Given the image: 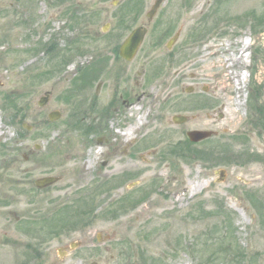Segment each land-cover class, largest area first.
Returning a JSON list of instances; mask_svg holds the SVG:
<instances>
[{"label":"rangeland","instance_id":"1","mask_svg":"<svg viewBox=\"0 0 264 264\" xmlns=\"http://www.w3.org/2000/svg\"><path fill=\"white\" fill-rule=\"evenodd\" d=\"M245 1L163 0L147 21L154 0H0V119L34 123L45 138H58L60 202L74 203L60 208L53 224L58 240L43 228V254L50 257L44 264H200L205 254L194 255L192 242L219 235L228 255L209 264H264L256 244L264 239V0ZM140 24L147 32L127 64L117 48ZM247 37L245 67L228 68L245 73L235 90L224 59ZM93 60L88 73L84 65ZM153 89L166 120L156 130ZM45 91L50 99L40 108ZM236 95L241 104L233 111ZM52 110L61 115L46 124ZM141 113L143 126L123 142L118 123ZM174 115L187 120L174 123ZM211 120L214 126L205 124ZM186 131L216 135L194 142ZM135 139L139 149L131 153ZM190 180L202 184L193 195ZM100 182L115 186L100 193ZM174 186L185 191L183 219L204 228L186 229L172 251H155L161 259L150 263L140 258V244L170 222L152 225L153 216L140 210L152 198L173 200Z\"/></svg>","mask_w":264,"mask_h":264},{"label":"flooded vegetation","instance_id":"2","mask_svg":"<svg viewBox=\"0 0 264 264\" xmlns=\"http://www.w3.org/2000/svg\"><path fill=\"white\" fill-rule=\"evenodd\" d=\"M98 57L105 56L98 54L96 58ZM120 59L131 64L134 58L130 61ZM93 65L94 60L86 62L84 68L90 73ZM100 86L101 84L97 85L95 93L99 92ZM48 94L49 101L51 93ZM48 113L49 122H45L46 124L54 122L48 118ZM132 115L130 111L129 117ZM131 123L132 121H124L122 125L118 123V129L124 130ZM35 126L27 121L0 119V264L49 263L50 257L45 258L43 254V228L46 226L49 239L58 240L59 229H54L53 224L58 222L59 213L63 212L60 208L74 204H66L69 201L60 202V189L57 186L60 178L59 163L56 160L60 148L58 138H45L42 127ZM9 129L13 130L12 135L7 132ZM85 130L88 131L89 127ZM138 149L139 143L135 139L129 152L134 153ZM122 179L114 182L120 183ZM114 186L100 182L97 188L102 193ZM89 197L86 195L79 198L86 200Z\"/></svg>","mask_w":264,"mask_h":264},{"label":"bare ground","instance_id":"3","mask_svg":"<svg viewBox=\"0 0 264 264\" xmlns=\"http://www.w3.org/2000/svg\"><path fill=\"white\" fill-rule=\"evenodd\" d=\"M235 1V0H234ZM240 4L246 2L245 0H237ZM240 43L242 44L240 49L237 50V52H231L229 54V56H226L224 59V67L227 68V72H226V76L230 77V80L233 81L234 85H235V90H239L240 89V83L244 82L245 80V73L241 72V71H229L228 68H232V67H236V68H240L244 65L245 67V63H244V59H245V55H244V51L245 49L249 46V38H245V39H241ZM200 70H202L201 67H199V71L198 73H200ZM229 78H225L224 84L222 85V88H228L229 87ZM171 94H175L174 91L171 92ZM159 97H160V91L159 90H154L152 91L149 101L150 102V107H151V119H150V124L152 129L156 130L159 128H162L163 124H165V115L161 114L159 111ZM136 100H138V102H141V97H138ZM231 106H234V108L232 109L233 111H236L241 102L239 101V95H236L234 98H231ZM229 105V106H230ZM135 110L140 109V107L138 105H134ZM209 109V107H208ZM161 116H164V121H161ZM143 113H141L138 117H136L134 120L135 122H132L131 124H129L124 130L123 132H118L115 131L119 134V139H122L123 142L128 141L131 136L133 135L134 131L136 128L143 126ZM213 120H211V122L209 123H205L211 126H214ZM167 165L164 164V167L160 170L159 173H157V176H163L164 173V168ZM128 168H135L136 164L133 162H129L127 164ZM117 170V168H116ZM115 171V170H114ZM151 175H154V173H151ZM188 184L190 186V194H196V192L198 191L197 188L202 185L201 183L197 182L196 180H190L188 181ZM172 195L171 196L173 198V200H163V199H158V198H152L145 206L143 209H141L140 211L143 212H147L151 214V216H153L152 218H154L152 222H150L152 225H159L160 222L164 221V220H169L170 222V226L168 228H164L162 232L156 233V235L146 239V241H143L140 244V249H139V253H140V258H142L143 260H146L150 263H153L154 260L157 259H161V256H155L152 253H155V251H159V252H163L167 249H172L176 247L177 245V240L181 237V235L184 233V231L186 229H191V231L195 232V231H200L202 230L203 225L201 223V225L198 224H191L190 222H187L186 219H183L184 217L181 215V210L184 209V207L186 206L187 202L184 201V190L181 188H177V186H174L172 188ZM169 211V212H167ZM166 213L167 215H171L172 213H174L173 215H171L172 217H170L169 219H167L166 217H163V214ZM161 224V223H160ZM151 228V227H150ZM196 232V233H198ZM262 235H264V232L261 233ZM264 238V237H263ZM261 239V238H260ZM215 239L213 240H209L206 243H200L197 244V242H192L191 244V248H192V252L194 255H202L205 254V256L202 258V261L199 262L200 264H209L214 262L215 260H217L218 258H220V256L223 255H228L226 252V249H228L229 245H217L215 244L213 246V244H211L212 242H214ZM264 239L258 240L256 244L259 243L260 247L262 250L258 249V252L263 251V254L260 255V257L264 258V242L262 241ZM194 244H197L198 248H196V246ZM252 245H254V243H251ZM133 249L137 250L138 248H136V246H132ZM223 247V248H222ZM224 250V251H223ZM243 254L245 255V251L243 252ZM196 256H194V260L196 258ZM246 256V255H245ZM201 257V256H200ZM182 261L180 260V263L178 264H189V262H185V263H181ZM244 262V263H243ZM248 264L246 261H244L242 259V261H236L234 262V264Z\"/></svg>","mask_w":264,"mask_h":264},{"label":"water","instance_id":"4","mask_svg":"<svg viewBox=\"0 0 264 264\" xmlns=\"http://www.w3.org/2000/svg\"><path fill=\"white\" fill-rule=\"evenodd\" d=\"M163 0H154V2L151 4L150 8L147 10L145 13V16L147 18V21H150L153 15L156 13L158 7L160 6L159 4L162 3ZM147 32V27L145 24H140V26L134 27L130 33L125 37L124 41L121 43L119 49V55L122 57V59H125L127 61H130L132 57L135 55V53L138 50V47L141 46V43L144 39L143 36H145ZM177 34H175L171 39L167 42V47H170L172 43L176 40ZM192 90L191 87H188L186 89L187 92H190ZM49 98L48 92L44 93L43 96H41L38 100V105L43 106L47 103ZM60 116V113L58 111H51L49 113L48 117L50 120H55L58 119ZM187 117V116H186ZM184 115H174L171 119L174 123H182L187 120ZM215 133L213 132H204V131H193L189 132L187 135L189 136V139L197 142L204 137H207L208 135H213ZM50 180V179H49ZM99 238V236H98ZM100 239V238H99ZM73 247V246H72Z\"/></svg>","mask_w":264,"mask_h":264},{"label":"trees","instance_id":"5","mask_svg":"<svg viewBox=\"0 0 264 264\" xmlns=\"http://www.w3.org/2000/svg\"><path fill=\"white\" fill-rule=\"evenodd\" d=\"M213 230H215V228H212ZM212 230V231H213ZM216 236H211L210 238H208V239H211V240H213L214 238H215ZM206 243V242H205ZM211 244H213V246L215 245V244H217V245H221V246H223V245H229V243L228 242H225L224 241V239L222 240V235H219L218 237H216V240H214V242H212ZM224 247V246H223ZM222 247V248H223ZM224 251V250H223ZM224 252H228V251H224ZM239 253H241V252H239Z\"/></svg>","mask_w":264,"mask_h":264}]
</instances>
